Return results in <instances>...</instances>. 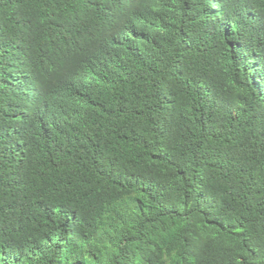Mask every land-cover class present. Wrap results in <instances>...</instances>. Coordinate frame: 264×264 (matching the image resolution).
Returning <instances> with one entry per match:
<instances>
[{"label": "trees", "instance_id": "1", "mask_svg": "<svg viewBox=\"0 0 264 264\" xmlns=\"http://www.w3.org/2000/svg\"><path fill=\"white\" fill-rule=\"evenodd\" d=\"M0 264H264V0H0Z\"/></svg>", "mask_w": 264, "mask_h": 264}]
</instances>
